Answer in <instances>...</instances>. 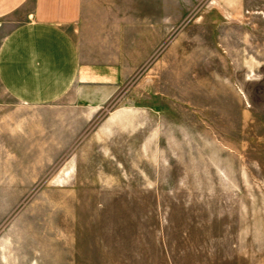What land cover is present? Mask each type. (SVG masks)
Listing matches in <instances>:
<instances>
[{
  "label": "rangeland",
  "instance_id": "obj_1",
  "mask_svg": "<svg viewBox=\"0 0 264 264\" xmlns=\"http://www.w3.org/2000/svg\"><path fill=\"white\" fill-rule=\"evenodd\" d=\"M172 9L42 180L0 191V264H264V0Z\"/></svg>",
  "mask_w": 264,
  "mask_h": 264
},
{
  "label": "crops",
  "instance_id": "obj_2",
  "mask_svg": "<svg viewBox=\"0 0 264 264\" xmlns=\"http://www.w3.org/2000/svg\"><path fill=\"white\" fill-rule=\"evenodd\" d=\"M172 12V0H0V191L42 180L162 45Z\"/></svg>",
  "mask_w": 264,
  "mask_h": 264
}]
</instances>
